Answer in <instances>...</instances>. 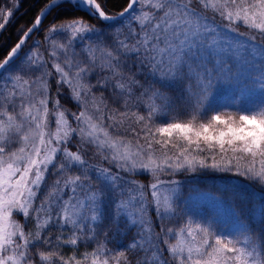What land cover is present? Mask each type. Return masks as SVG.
Wrapping results in <instances>:
<instances>
[{
  "label": "snow or ice",
  "instance_id": "obj_1",
  "mask_svg": "<svg viewBox=\"0 0 264 264\" xmlns=\"http://www.w3.org/2000/svg\"><path fill=\"white\" fill-rule=\"evenodd\" d=\"M18 9L0 6V35ZM204 170L264 189V0H45L18 29L0 59V264H264V192L228 228L197 221L185 180Z\"/></svg>",
  "mask_w": 264,
  "mask_h": 264
},
{
  "label": "trees",
  "instance_id": "obj_2",
  "mask_svg": "<svg viewBox=\"0 0 264 264\" xmlns=\"http://www.w3.org/2000/svg\"><path fill=\"white\" fill-rule=\"evenodd\" d=\"M44 2L45 0H18V11L15 12L11 22L7 25L6 30L3 31L2 35H0V59H2L3 56L6 55L7 51L10 50V45L16 42L18 29H20L21 27H24V29H26L31 24V22L34 20L35 15L38 13V10L43 6ZM5 3L10 5L9 1L0 0V6L4 5ZM125 4L126 0H108V8L110 11H118ZM55 12L56 9H53V12L49 13L47 15V18L43 20L44 28L48 26L49 21L51 20L52 15ZM71 14L84 16V18L88 19L89 22L95 23L99 26L100 22L92 19L91 17H88L84 12L72 9ZM0 22H3L2 18H0ZM44 28H41L38 33L32 34L31 40L28 41V46L32 44V41L41 40L44 33ZM5 41H7V43H5ZM52 71L54 72V69H52ZM51 85V92L55 94V77L52 78ZM67 96L68 89L65 88L64 95L60 97L61 103L65 107L70 108L73 111H78L76 105L69 101L67 99ZM51 178V174H49V181L51 180ZM133 178L139 180L145 185H148L151 180L148 175H138ZM185 183L196 185L201 192L208 195H213L222 204V206L227 208L229 216L232 217V222L233 212H236L237 214L243 213L245 216L250 215V210L255 206L257 202L261 200V193L264 192V189H261L256 184H250L242 177H235L231 173L214 172L211 170H204L198 174H195L187 178L185 180ZM182 206L186 211V204L184 203ZM150 215H152L153 220H155L154 213L150 212ZM206 217L210 216L206 215ZM252 222L255 227H260L258 216L252 217ZM180 223L181 221L178 220L171 226L179 227ZM217 224L220 226H225L224 224ZM157 231H159V227H157ZM173 242H175L174 239ZM63 251L66 254H70L72 250L70 248H65L63 249ZM83 251L84 248L81 246L80 252L82 253Z\"/></svg>",
  "mask_w": 264,
  "mask_h": 264
},
{
  "label": "rangeland",
  "instance_id": "obj_3",
  "mask_svg": "<svg viewBox=\"0 0 264 264\" xmlns=\"http://www.w3.org/2000/svg\"><path fill=\"white\" fill-rule=\"evenodd\" d=\"M7 1L10 2L11 6L17 2V0H7ZM240 30L245 31L243 26H240ZM218 31L222 38H227L230 41L243 39L242 37L232 32H229L223 28H218ZM25 47L26 48L28 47V42L26 43ZM95 162L97 161H93V163ZM149 178L151 179L149 183H151L152 182L151 176H149ZM146 195L149 199L151 198L150 190L146 189ZM185 204H186L187 213L197 221H199L200 218H209L206 217V215H208L210 216L211 219H214L215 222L220 223L222 225L224 224L225 226H220L222 228H228L233 224L231 219L232 217L229 216L227 208L222 206V204L213 195H208L205 193L204 198H200L196 200H188ZM133 231L135 232L136 230L134 229Z\"/></svg>",
  "mask_w": 264,
  "mask_h": 264
},
{
  "label": "water",
  "instance_id": "obj_4",
  "mask_svg": "<svg viewBox=\"0 0 264 264\" xmlns=\"http://www.w3.org/2000/svg\"><path fill=\"white\" fill-rule=\"evenodd\" d=\"M30 26V25H29ZM26 30V29H25Z\"/></svg>",
  "mask_w": 264,
  "mask_h": 264
}]
</instances>
